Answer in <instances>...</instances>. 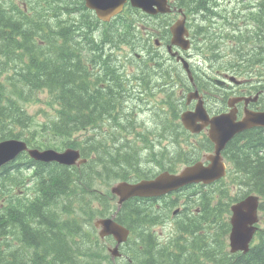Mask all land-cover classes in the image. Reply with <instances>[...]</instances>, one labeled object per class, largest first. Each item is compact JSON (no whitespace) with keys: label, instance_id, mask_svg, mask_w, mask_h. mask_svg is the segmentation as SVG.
<instances>
[{"label":"trees","instance_id":"trees-1","mask_svg":"<svg viewBox=\"0 0 264 264\" xmlns=\"http://www.w3.org/2000/svg\"><path fill=\"white\" fill-rule=\"evenodd\" d=\"M212 1L175 0L197 18L213 53L210 60L239 75L264 74V67L255 69L264 66V0L231 8ZM143 16L128 5L102 23L82 0H0L5 58L0 61V141L76 147L88 158L68 166L23 152L0 168V264H144V257L183 264L172 262L181 257L172 250L176 240L171 249L160 248L151 229L159 223V197H133L119 210L117 219L132 231L123 247L128 258L114 260L104 243L108 239L102 240L93 225L117 209L109 188L113 182L177 171L213 149L207 136H193L179 121L191 85L184 72L155 62L156 55L150 62L137 57L151 49L139 30ZM257 39L263 40L258 52ZM216 42L227 44L225 55L217 54L223 51ZM40 90L49 96L44 120L25 104ZM223 153L232 164L233 181L211 184L203 192L205 211L187 223L180 219L179 227L193 237L190 255L211 264H264V132L237 135ZM232 185L238 187L233 195ZM250 193L262 198L260 228L248 252L231 253L224 248L229 209L221 203L230 205Z\"/></svg>","mask_w":264,"mask_h":264},{"label":"water","instance_id":"water-1","mask_svg":"<svg viewBox=\"0 0 264 264\" xmlns=\"http://www.w3.org/2000/svg\"><path fill=\"white\" fill-rule=\"evenodd\" d=\"M135 7L142 8L150 13L167 12L171 10L168 0H130ZM128 0H86L88 7L96 10L102 19H110L111 16L120 12ZM174 41L178 44L189 43L185 39L188 30L185 25V18L178 20L172 27ZM184 48H188L184 45ZM185 67L188 69V62L183 58ZM190 74V72H189ZM191 75V74H190ZM192 77V76H191ZM193 97H199L194 110H186L182 113L181 119L186 128L193 132L201 131L204 126L210 125V138L215 143V151L207 156L210 160L208 165L198 161L185 167L181 172L174 173L168 170L160 172L153 178L142 179L136 182L119 181L112 187V192L119 197L118 203L133 196H160L176 190L186 184L193 182L211 183L226 173V165L223 161L222 150L227 142L239 131L254 125H264V112H249L247 116L237 121L235 111L223 113L210 117L204 101L199 96L198 90L189 94V101ZM28 154L35 160L43 162H58L64 165H80L87 161L82 157L80 149L68 147L64 150L55 148L31 147L27 141L20 138H8L0 141V167L13 161L22 152ZM260 197L250 194L232 205L230 233L231 250L233 252L242 250L247 252L250 243L258 228ZM115 215L109 218H102L96 221V226L102 227V237L113 235L117 240L116 246L112 249L113 256L119 255V246L127 240L130 230L114 219Z\"/></svg>","mask_w":264,"mask_h":264},{"label":"flooded vegetation","instance_id":"flooded-vegetation-1","mask_svg":"<svg viewBox=\"0 0 264 264\" xmlns=\"http://www.w3.org/2000/svg\"><path fill=\"white\" fill-rule=\"evenodd\" d=\"M173 5V1H172ZM174 6V5H173ZM174 12H178L174 10ZM174 14V13H173ZM177 16L173 19V21L178 18L179 14L176 13ZM145 21V20H144ZM172 18L163 19L162 15H159L153 24L149 25L144 23L142 26V31L147 38L150 33L154 35L153 37V47H156V51L158 56L167 64L172 65L173 62L169 56L171 54L168 52V45L171 43L172 32L171 24L173 23ZM197 21L195 17L193 19V14L189 16V22L192 23ZM172 22V23H171ZM198 32V28L195 25L190 26V37L192 42V49L188 52V55L192 56L195 54L194 46L196 35ZM263 44V40L257 39L255 40L254 49L258 52L261 49ZM176 50V47H174ZM169 60L165 59V57ZM195 58V57H193ZM198 63L193 61V67L197 71H194V75L196 72H200L203 76V82H200V86L195 83L193 84V89L198 88L200 94L202 95L206 108L210 114V116L219 115L223 113H230L232 110L235 111L236 119L238 121L244 119L247 116L248 112H264V74H257L256 76H252L251 78H246L244 75H239L235 72V70L231 67H224V69H217L214 66L208 67L207 65L197 66ZM263 64L256 65V71L259 69H263ZM214 71H220L218 75H221V80L218 81L217 77H214L212 73ZM229 74H234L239 79H231L228 77ZM191 90V89H190ZM243 97H249L248 101ZM196 99H193L190 102H185L187 104V109H194L196 105ZM208 127L205 128L200 134L208 136ZM264 132V126L256 125L251 128L240 131L241 137L249 131ZM203 158V156H202ZM205 160V158H204ZM210 184L204 183H192L189 185H185L175 191H171L167 194H163L157 199L156 202V210L160 211V215L158 214L159 223L153 225L151 227L152 231L156 234V240H159L160 248H172L173 239L176 240L177 247L172 248L173 252L181 253V257L176 259L173 257L172 262H181L183 264L192 263L194 258L198 259L194 264H211L210 259L205 257H195L190 255L189 251L192 249L190 245V241L192 238L180 229V218L186 221L188 217L198 216L205 208V202L203 198V192L206 190ZM147 198V197H143ZM146 203V201H145ZM225 209H229L228 215L231 211V205H227L225 201L221 203ZM143 207L146 206L144 203ZM227 215V216H228ZM231 215V214H230ZM229 215V217H230ZM188 221H186L187 223ZM185 223V224H186ZM171 224L169 229L172 230L171 233L167 234L166 237H163V231L158 230V227H163L164 225ZM100 230V228H98ZM146 227H143L142 230H146ZM132 233V232H131ZM228 235V234H227ZM131 234L125 242L120 244V256L128 258L123 253L124 245L130 240ZM104 240H107L109 243L107 245L108 250L113 247L117 241L113 235H106L102 237ZM191 238V240H189ZM179 240V243H177ZM111 244V245H110ZM113 245V246H112ZM185 247V252H181V249ZM113 255V252L111 253ZM117 255V257H120ZM120 257V258H121ZM221 260V259H220ZM131 261V260H130ZM149 260L147 258L142 259V263L146 264ZM161 260L157 258L149 261L151 264H160ZM199 261V262H198ZM193 264V263H192Z\"/></svg>","mask_w":264,"mask_h":264},{"label":"rangeland","instance_id":"rangeland-1","mask_svg":"<svg viewBox=\"0 0 264 264\" xmlns=\"http://www.w3.org/2000/svg\"><path fill=\"white\" fill-rule=\"evenodd\" d=\"M249 1L250 0H218V2L220 4H222L223 6H230V8L233 7V6H235V5L242 4L243 2H249ZM251 1H254V0H251ZM199 16L202 17V19L204 18V16H203L202 13H200ZM215 44H216V47L217 48L220 46L219 49L220 50H224L223 51L224 53H226V51L228 50V49L225 50L223 48L227 44H223L222 42L220 44H218V42H216ZM203 53L205 54V57L204 58H202V56H198L197 57L199 63H202L203 64V62H205L208 67L211 66L210 63L216 64L214 62V60L213 61H210L211 56L213 54L211 50L205 49L203 51ZM207 56H209V57H207ZM212 74H213L214 77H217V78L219 77L220 78L219 75H217L215 73H212ZM36 93H37V98L35 100H32V101L27 102L25 104L27 105L29 111L31 113L35 114V116L37 117L38 120H44L46 118V111H50V106H49V101H48L49 96L47 95V93L45 91H41V90L38 91V92H36ZM145 118L147 120H149L150 119V116L149 115H146ZM170 226H171V224L164 225L163 227H158V230L163 231V237H166L167 234H169V233L172 232V230L169 229Z\"/></svg>","mask_w":264,"mask_h":264},{"label":"bare ground","instance_id":"bare-ground-1","mask_svg":"<svg viewBox=\"0 0 264 264\" xmlns=\"http://www.w3.org/2000/svg\"><path fill=\"white\" fill-rule=\"evenodd\" d=\"M209 1H211V2L213 3L212 0H209ZM213 5H215V4H213ZM197 47H198V45H197ZM230 246H231V241H228V242L225 244L224 248L227 249V248L230 247ZM220 249H221V248H220ZM221 251H222V249H221ZM227 251H228V249H227Z\"/></svg>","mask_w":264,"mask_h":264}]
</instances>
